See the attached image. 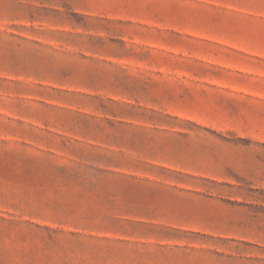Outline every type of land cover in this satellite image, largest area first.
Masks as SVG:
<instances>
[{
	"label": "rangeland",
	"instance_id": "rangeland-1",
	"mask_svg": "<svg viewBox=\"0 0 264 264\" xmlns=\"http://www.w3.org/2000/svg\"><path fill=\"white\" fill-rule=\"evenodd\" d=\"M0 264H264V0H0Z\"/></svg>",
	"mask_w": 264,
	"mask_h": 264
}]
</instances>
